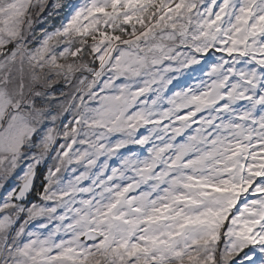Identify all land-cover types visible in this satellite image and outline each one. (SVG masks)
Segmentation results:
<instances>
[{"label": "snow or ice", "instance_id": "obj_1", "mask_svg": "<svg viewBox=\"0 0 264 264\" xmlns=\"http://www.w3.org/2000/svg\"><path fill=\"white\" fill-rule=\"evenodd\" d=\"M0 264H264V0H0Z\"/></svg>", "mask_w": 264, "mask_h": 264}]
</instances>
